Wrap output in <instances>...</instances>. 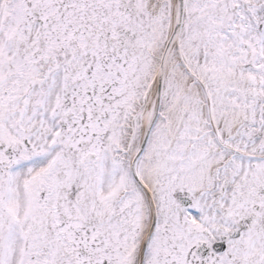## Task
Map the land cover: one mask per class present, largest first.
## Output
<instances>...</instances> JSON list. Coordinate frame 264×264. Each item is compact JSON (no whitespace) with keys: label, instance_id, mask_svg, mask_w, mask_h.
Wrapping results in <instances>:
<instances>
[{"label":"snow or ice","instance_id":"snow-or-ice-1","mask_svg":"<svg viewBox=\"0 0 264 264\" xmlns=\"http://www.w3.org/2000/svg\"><path fill=\"white\" fill-rule=\"evenodd\" d=\"M0 264H264V0H0Z\"/></svg>","mask_w":264,"mask_h":264}]
</instances>
